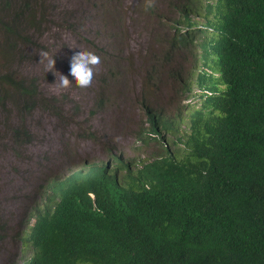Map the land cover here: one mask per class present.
Masks as SVG:
<instances>
[{"label": "trees", "instance_id": "1", "mask_svg": "<svg viewBox=\"0 0 264 264\" xmlns=\"http://www.w3.org/2000/svg\"><path fill=\"white\" fill-rule=\"evenodd\" d=\"M234 2L220 0L214 12L223 87L189 113L180 158L175 146L141 170L96 176L36 203L25 264H264V0ZM20 7L0 0V12L14 8L0 33L26 41ZM16 52L0 49V101L34 92L5 66Z\"/></svg>", "mask_w": 264, "mask_h": 264}, {"label": "clouds", "instance_id": "2", "mask_svg": "<svg viewBox=\"0 0 264 264\" xmlns=\"http://www.w3.org/2000/svg\"><path fill=\"white\" fill-rule=\"evenodd\" d=\"M126 1L72 0L71 7L66 8L67 11L59 13V19L66 22V18H68L69 25L65 27L72 31V21L88 17L96 19L101 29L116 33L120 30L121 22L128 21L129 18L120 13ZM18 2L21 6L18 18V24L22 29L20 35L25 36L24 25L36 28L37 23H40L41 20L52 21L47 17L41 19L42 15H37L38 18H36V10L31 6H34V2L31 5L27 0ZM219 3L220 0H145V5L140 4L139 8L143 19L154 15V12H158L166 5H170L177 16L168 22H162L154 29L161 44L159 57L154 53L150 54L148 50L141 58L144 65L138 66L139 79L134 101L141 113V119L132 130L134 146L131 152L109 148L105 158L101 161L94 163L82 159L76 163L72 161L67 144L62 143L41 156L33 157V159L24 160L21 158L22 165L19 166L15 174L17 180L11 181L12 187L18 186L16 193L19 196V202L11 212V218H0L2 230L9 231L15 240L14 246L22 247L20 253L22 261L19 264H25L32 253L28 235L34 222V215L31 212L33 208H36V203L42 204L44 207L45 200H57L58 196L66 190L74 188L76 184H86L96 176H112L126 171L141 170L144 163L150 162L159 153L171 154V150L175 146L179 148L178 154L175 153L176 158H180L181 149L184 148L181 141L182 136L188 133L191 122L189 113L200 105L205 95L211 94L209 88L212 86L223 87L217 79L220 32L217 28V20L214 19L215 16L219 18V9L218 13L214 14ZM236 3L241 5L242 0H235L234 4L236 5ZM13 9L9 10L8 14L0 12V18H10ZM26 37V41L21 37L14 40L0 33V49L9 45L15 53L20 50L23 53L29 46L28 36ZM171 42H175V45H171ZM120 44L119 41L112 40L103 42L88 40L71 57L69 75L75 80L77 87L81 89L92 87V105L95 108L105 105L110 89V79L113 77L125 78L129 72L128 64L115 61V58L122 53ZM165 52L169 53V59L166 61L163 60ZM174 52H177L178 59L174 65L170 66ZM38 55L40 63L47 61L48 71H53L55 60L49 56V53L41 50ZM14 57L19 56L6 59L5 66L24 84L33 85L34 92L25 102L16 101L14 98L0 101L1 109H4L7 102H12L20 111L28 110L30 118L32 115H36L37 108H45L55 121L61 123L68 121L79 110L77 109L78 104L71 102L64 92L59 93L56 97L47 95L36 108L38 97L33 78H25L17 74ZM105 58L107 59L106 66L102 64ZM10 61L12 63L8 66L6 62ZM96 71L99 73L98 77ZM182 74H185L186 77L183 78ZM94 77L97 79V83H93L91 86ZM164 77L166 78L165 83L168 84L169 81L175 88L177 92L175 96L169 97L167 87L163 82ZM196 77L204 78L202 86L197 83ZM70 86L68 77L59 73L58 89H67ZM194 87L197 91L193 90ZM185 88H188V91L181 93V90ZM193 99L195 100L191 102ZM196 101L198 105L193 106ZM190 106L192 108L188 110ZM14 128H18L22 139H26L24 143L29 141L32 131L25 127L20 128L18 124L9 127L5 141L15 148L14 151L17 148L21 151L24 143L14 136ZM20 155H23L22 152L17 154L18 157ZM24 183L26 187L30 188L31 197H33L30 201L25 200L22 191ZM86 195L89 199L94 197L92 191H86ZM0 264H13V259L6 261L1 258Z\"/></svg>", "mask_w": 264, "mask_h": 264}, {"label": "rangeland", "instance_id": "3", "mask_svg": "<svg viewBox=\"0 0 264 264\" xmlns=\"http://www.w3.org/2000/svg\"><path fill=\"white\" fill-rule=\"evenodd\" d=\"M19 0H15L17 3ZM29 5L34 2V10L37 15L52 19V23L41 20L36 28L24 25L25 36H28L29 46L25 48L21 58L14 57L16 72L25 78H33L36 86L37 106L46 96L56 97L59 93L67 94L71 102L78 104L79 109L68 121L57 122L45 108H37L36 115L29 118L28 110L20 111L12 102H7L4 109L0 108V218L12 217L13 210L19 202L16 193L18 186L12 187L11 181L17 180L15 175L22 165L21 158L28 160L35 156H41L49 150L65 143L69 147L73 162L85 159L90 162H98L105 158L107 149L131 152L134 146L132 130L141 119V113L134 101L138 86V66L142 55L150 51L159 57L161 44L154 29L162 22H168L176 18V13L170 5L162 7L154 15L142 18L140 4L145 5V0H127L121 14L128 16V21L121 22L120 30L111 33L110 30L101 29L96 19L83 17L72 21V31L65 26L69 25L59 19V13L70 8L72 0H27ZM36 6V8H35ZM75 19V18H74ZM49 23V24H48ZM85 35V36H84ZM84 36V37H83ZM87 39V40H86ZM92 42L105 40L119 41L122 53L115 61L128 64V73L123 77H113L109 81V93L105 105L95 108L92 105V87L81 89L75 85V80L69 75L70 60L74 52L80 46ZM43 50L55 60L53 71H48L47 61L40 63L39 52ZM177 52L173 53L170 63L177 61ZM107 59L102 64L106 66ZM169 67V66H168ZM182 70L184 68L182 67ZM56 72V75H55ZM59 73L68 77L71 86L67 89H58ZM98 72L96 75L98 77ZM185 78V74L181 75ZM163 82H166L164 77ZM56 83V84H55ZM93 83L97 79L93 78ZM169 97L177 94L175 88L166 84ZM194 91H197L194 87ZM193 99L191 102H193ZM197 101L193 106H197ZM192 106L188 108L190 110ZM18 124L32 131L31 138L23 144V148L16 149L5 141L9 133V127ZM153 149V148H152ZM20 151L23 155L17 156ZM25 200L30 201V188L25 183L22 188ZM4 238L0 240V260L13 259V264L22 261L20 256L22 247L14 246L15 240L8 230H2Z\"/></svg>", "mask_w": 264, "mask_h": 264}]
</instances>
